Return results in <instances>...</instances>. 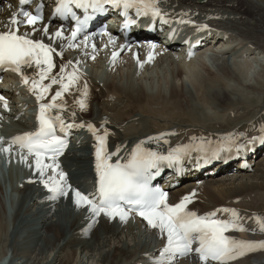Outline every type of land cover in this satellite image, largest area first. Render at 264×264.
<instances>
[{
  "label": "bare ground",
  "instance_id": "6f19581e",
  "mask_svg": "<svg viewBox=\"0 0 264 264\" xmlns=\"http://www.w3.org/2000/svg\"><path fill=\"white\" fill-rule=\"evenodd\" d=\"M156 7L173 19L184 17L209 26L212 36L219 37L220 47L212 55L201 51L190 63L165 52L151 56L134 48L115 58L117 49L107 43L95 49L81 39L70 49L60 38L49 39L42 31L37 32L31 35L32 39H42L55 48V67L50 75L58 80L64 76V83L73 72L77 77L56 100L63 106V110L57 108V113L77 126L83 124L84 129L91 124L96 130L95 134L90 131L93 138L107 132L111 146H125L124 152L165 131L168 134L167 129L172 128L181 137L208 138V144L225 136H230L231 142L237 141L234 133L249 123L258 122L264 129V64L259 68L255 65L258 55H264V0H209L205 4L201 0H157ZM9 17L6 9L0 10V30L7 31L4 24ZM57 31L52 28L49 35ZM21 32L31 33L28 29ZM152 45L149 51L153 50ZM58 51L60 58L55 55ZM254 51V61L237 60ZM209 55L213 67L206 63ZM65 65L67 68L61 72ZM22 72L29 77V88L33 79H39L35 65L23 67ZM44 81L45 85L51 83L50 79ZM61 88L60 83L53 84L41 102L50 103ZM30 94L35 99L34 92ZM81 99L86 104L84 110L77 103ZM6 113L16 114L9 110ZM154 113L174 120L152 116ZM102 125L104 128L100 129ZM28 129L29 120L24 115L13 124L12 133L18 136ZM87 139L84 150L72 148L63 161L56 163L57 172L66 174L60 185L68 191L67 196L45 187L42 181L54 175L49 170L41 177L31 167L15 168L3 183L0 180V259H5L2 264H203L195 254L182 260L163 259L167 255L163 252L166 233L152 228L143 217L129 215L122 222L103 213L97 216L89 206L75 203L74 191L86 194L93 177V150L98 144ZM198 141L195 146L204 144ZM79 152L83 155L79 156ZM263 152L252 172L185 183L174 192H167V203L174 205L184 195L195 193V202L188 211L203 214L224 207L239 210L245 216L264 213ZM55 178L60 179L58 175ZM52 183L49 181V187ZM10 188L12 193L8 196ZM9 202L11 209H7ZM11 231L10 242L3 243ZM197 244L193 243V249ZM227 264H264V248Z\"/></svg>",
  "mask_w": 264,
  "mask_h": 264
},
{
  "label": "snow or ice",
  "instance_id": "6c2138e0",
  "mask_svg": "<svg viewBox=\"0 0 264 264\" xmlns=\"http://www.w3.org/2000/svg\"><path fill=\"white\" fill-rule=\"evenodd\" d=\"M30 3L31 0H19L21 5ZM156 3L157 0H60V6L56 8L55 12L57 15L71 14L75 17L71 5H75L76 8H92L95 11H102L103 4H111L116 8L122 7L125 10V15H127L128 9L136 8L137 15L147 16L151 12L155 18L161 15ZM87 19L89 17H85L84 20L77 18V27L71 34V40H75L83 31ZM41 20L42 16L39 14V9H37L36 14L23 8L18 13L12 12L4 24L7 31H0V69L21 75L23 83L28 85L29 77L23 75L22 68H31L35 65L38 69L39 79L32 80L29 90L34 92L38 101L44 99L45 94L49 92L53 84L60 83L62 85L61 90L52 96L50 103L40 105L39 130L35 133H26L16 137L13 143L19 144L22 149L27 148L28 155L35 158V169L41 177L45 175L47 170H52L54 175L50 176L48 180L42 181L50 192L67 196L68 191L60 185V181L66 179V174L62 171L57 172L59 165L55 163L56 156L62 153L65 142L55 135V131L57 123L61 130L76 125H65L60 115L48 117L46 113L53 108L63 110V106L58 105L56 100L62 98L63 92L68 91L69 86L75 83L77 77L73 72L68 75L67 83H64V76L58 80L56 76L50 75L55 67L52 58L55 48L51 44H45L42 39H32L31 35L36 31H42L49 39H62L63 33L57 31L49 35L47 27L36 29L35 25ZM132 23H136V21H129V24ZM21 26L31 27L32 33H22L20 31ZM127 26L128 24L125 25V27ZM89 39L88 36L84 37L85 41ZM110 42L114 43L115 41L110 37ZM75 46L77 45H69V47ZM93 47L95 46L93 45ZM57 55H61V53H57ZM113 55L115 57L116 54ZM66 68L67 65L63 66L61 72ZM46 79H50L51 83L43 84ZM83 96H87L86 85ZM0 101L4 102V107L7 109V101L4 100L3 96H0ZM77 103L81 110L86 108L83 99L78 100ZM74 115L75 113H73ZM78 126L84 127L83 124ZM88 128L95 134L96 130L91 124L88 125ZM107 135L108 133L105 132L104 136L97 137L99 146L96 150V169L99 174L97 189L99 199L96 200L95 196L90 198L89 194L76 190L74 196L78 206H89L90 210L97 216L103 213L110 219L118 217L122 222L127 221L129 213L135 212L136 215L143 217L152 228L158 229L161 234L166 233L167 246L163 252L164 254H171L163 256V259L166 260H171L176 254L188 255L194 251L203 264H208L210 260L218 261L219 264H227V261L239 259L248 251L255 250L257 246L264 248V242L256 245L248 241L233 240L225 235L233 229L245 231L243 227L213 219L214 214L198 216L195 212L188 211L187 204L191 203L195 193L184 197L179 204L169 205L166 192L149 187L151 176L148 174V170L156 168L157 161H168L169 164L178 161L180 154L185 152V149H174L173 152L165 156L158 155L156 152H143L138 146L127 163H110L111 155L117 153L106 154ZM260 142L264 143V138H261ZM4 151H10V148H5ZM45 158L51 159L53 163H45ZM24 159L26 160L27 157ZM56 175L59 176V180H56ZM49 181L53 182L51 187H49ZM52 198L55 199L56 196L53 195ZM122 204L129 205V207H122ZM223 211L229 210L224 209ZM230 211L234 217H238L236 210ZM259 224L260 230L264 231V220H260ZM193 243H198V247L193 249Z\"/></svg>",
  "mask_w": 264,
  "mask_h": 264
},
{
  "label": "rangeland",
  "instance_id": "374dc122",
  "mask_svg": "<svg viewBox=\"0 0 264 264\" xmlns=\"http://www.w3.org/2000/svg\"><path fill=\"white\" fill-rule=\"evenodd\" d=\"M234 3V2H233ZM212 56H210L209 58H207L206 59V63H207V65L209 66V67H213L212 65ZM262 59V60H261ZM252 60H253V58H252ZM254 61V60H253ZM256 63L257 64H255V65H257V68H259V66H261V64H264V55H261V56H259V59H258V61H256ZM260 63V64H259ZM256 67V66H255ZM162 114H156L155 115V113L152 115V116H161ZM165 117H166V115H165ZM9 158V160H7V167H8V169H9V172H6V170L5 169H3V170H5V171H2V173L0 172V180H1V183H3V179H5V177H8L9 176V174L8 173H10L11 172V163H10V157H8ZM10 192L12 193V189L10 188V190L8 191V196H9V194H10ZM9 204V205H8ZM7 204V206H9V207H7V209L9 208V209H11L10 208V206H11V202H9ZM10 218V217H9ZM11 221V220H10ZM13 235V231H11V233L9 234V236H7V238H4L3 240H2V242L3 243H5V244H7L8 242H10V239H9V237H11ZM5 261V259H0V264H2L3 262Z\"/></svg>",
  "mask_w": 264,
  "mask_h": 264
}]
</instances>
